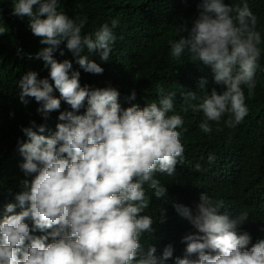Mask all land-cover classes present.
Instances as JSON below:
<instances>
[{
  "label": "clouds",
  "instance_id": "9594fccd",
  "mask_svg": "<svg viewBox=\"0 0 264 264\" xmlns=\"http://www.w3.org/2000/svg\"><path fill=\"white\" fill-rule=\"evenodd\" d=\"M59 3L15 0L12 10L13 16L29 18L32 34L45 45L36 56L54 82L27 71L17 85L20 102L26 106L34 98L45 118L60 110L61 101L71 111L60 112L61 122L51 136L39 134L45 126L35 121L21 129L28 142L20 145L19 166L33 178L20 181L17 203L7 204L0 218V264H164L172 258L173 247L166 246L159 257L155 246L145 251L140 239L153 231V219L141 213L149 206L144 185L163 197L167 189L155 174L174 176L184 154L177 131L184 120L174 113L176 94H165L161 87L158 103L122 109L116 88L81 86L72 61L58 62L54 53L59 50L64 56L63 44L81 69L102 74L100 64L84 52L108 62L116 40L112 28L118 21H112V28L104 24L94 36L82 35L87 18H69L58 11ZM199 9L190 29H176L187 34L169 41L170 54L179 58L187 51L211 70L216 85L223 86L222 93L213 88L197 104L190 103L197 99L195 92L183 95V110L202 112L205 119L199 128L211 133L210 121L219 123L226 116L225 126L235 128L247 116L244 87L249 96L256 88L262 38L247 2L234 9L224 0H200ZM4 32L0 27V34ZM206 84L201 78V89ZM129 99H135V92ZM85 102L86 111L76 114ZM199 200L195 215L186 206L174 205L197 230L183 238L185 255L177 257L176 264H264V239L251 244L248 233L237 231L247 221V212L230 218L220 214L223 201H213L206 193ZM37 231L47 235H34Z\"/></svg>",
  "mask_w": 264,
  "mask_h": 264
},
{
  "label": "trees",
  "instance_id": "16d2710c",
  "mask_svg": "<svg viewBox=\"0 0 264 264\" xmlns=\"http://www.w3.org/2000/svg\"><path fill=\"white\" fill-rule=\"evenodd\" d=\"M15 0H0V218L7 204L17 203L15 195L21 191L20 181L33 178L25 176L20 168L23 157L19 151L28 137L22 127L31 121L44 125L39 133L51 136L56 131L61 111H71L69 105L61 101V108L47 118L37 112L39 104L29 98L25 106L19 100L18 81L27 71H36L38 78H49V68L37 52L45 45L32 34L28 17L12 15ZM234 9L247 2L257 16L256 30L261 33L262 44L259 67L256 72V88L251 96L244 87L248 114L235 128L224 124L226 116L219 123L210 121L211 133L200 130L199 124L205 119L202 112H185V92H195L201 102L205 94L213 88L222 93L223 86L216 85L211 70L185 51L179 58L171 56L169 41H177L181 35L176 29L186 25L189 29L199 15L200 0H60L58 11L69 18L86 17L82 35H93L104 24L112 28L115 19L118 24L112 28L116 37L108 62L100 60L96 54L89 55L104 69L102 74L87 73L79 67L65 45L61 56L59 50L54 58L59 62L69 59L73 70L80 72L81 86L91 88H116L121 108L133 104L144 107L159 102V88L165 94L174 92V113L183 117L184 125L177 129L184 146V154L178 160L174 176L156 173L155 178L167 189L166 194L157 198L154 190L144 185L149 206L141 215L153 219V231L142 234L140 243L145 249L155 246L159 257L163 249L171 245L173 256L164 264H176V258L185 255L186 235L196 233V229L181 217L174 205H183L196 214L201 193H206L213 201H223L220 214L236 217L247 212L248 219L237 231L248 233L251 244L264 239V0H224ZM233 15L235 13H232ZM16 28V30H15ZM201 78L207 80L203 89ZM49 82L54 85L49 78ZM135 92V99H129ZM53 95L59 98L58 90ZM87 103L76 114L86 111ZM173 113H169L171 115ZM34 131H38L34 129ZM213 157V159H209ZM19 213V206L15 209ZM163 220V222H161ZM31 226V221H26ZM34 235H47L37 231ZM51 242V238L49 241ZM251 244L249 247H251ZM195 259V256L191 257Z\"/></svg>",
  "mask_w": 264,
  "mask_h": 264
},
{
  "label": "water",
  "instance_id": "95a60500",
  "mask_svg": "<svg viewBox=\"0 0 264 264\" xmlns=\"http://www.w3.org/2000/svg\"><path fill=\"white\" fill-rule=\"evenodd\" d=\"M15 30H16V28H15ZM1 160H2V158L0 159V162H1Z\"/></svg>",
  "mask_w": 264,
  "mask_h": 264
}]
</instances>
